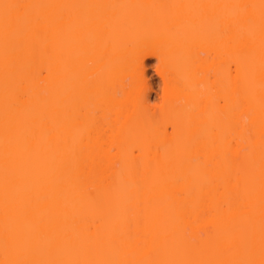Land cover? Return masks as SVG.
Listing matches in <instances>:
<instances>
[{
  "label": "bare ground",
  "instance_id": "1",
  "mask_svg": "<svg viewBox=\"0 0 264 264\" xmlns=\"http://www.w3.org/2000/svg\"><path fill=\"white\" fill-rule=\"evenodd\" d=\"M0 264H264V0H0Z\"/></svg>",
  "mask_w": 264,
  "mask_h": 264
}]
</instances>
